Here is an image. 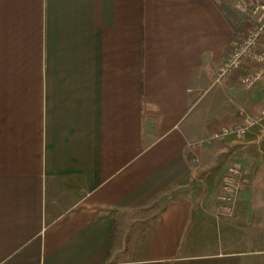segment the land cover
<instances>
[{
  "label": "crops",
  "instance_id": "obj_1",
  "mask_svg": "<svg viewBox=\"0 0 264 264\" xmlns=\"http://www.w3.org/2000/svg\"><path fill=\"white\" fill-rule=\"evenodd\" d=\"M235 1L0 0V264H264L263 130L230 215L186 161L264 107L247 67L218 79Z\"/></svg>",
  "mask_w": 264,
  "mask_h": 264
},
{
  "label": "rangeland",
  "instance_id": "obj_2",
  "mask_svg": "<svg viewBox=\"0 0 264 264\" xmlns=\"http://www.w3.org/2000/svg\"><path fill=\"white\" fill-rule=\"evenodd\" d=\"M237 1V0H236ZM235 1V2H236ZM233 4V3H232ZM237 6V3H234ZM243 18L248 22V17L243 16ZM259 114L248 116L244 122L240 124L233 125L231 127H244L246 132L244 135H237L235 133L226 134L222 136V131L225 128L214 130L211 135L203 141H199L196 143L191 150L190 154L186 155V161L189 166V169L192 171L194 176V180L196 182L201 183L203 185L208 186L209 190L217 191V198L221 200V194L223 189V183L225 181V177L230 167L236 166L238 167V163H235L239 160L237 158V154L235 153L240 146L244 145L245 140L247 139V134L251 128L255 126H259L264 132V120H258ZM230 126L226 127L229 128ZM262 132V133H263ZM217 134V137H215ZM264 140V133L261 134ZM256 154V153H255ZM257 155V154H256ZM246 158V157H243ZM256 159V158H255ZM262 159H264L262 157ZM240 167V166H239ZM238 167V168H239ZM226 170V173L223 174L222 171ZM240 170V168H239ZM219 174L223 175L222 181L220 179ZM243 172L240 170L239 176V188L236 190L235 196L233 197V202L230 205L227 215L232 213L233 204L237 201L241 192L243 191L244 183L242 180ZM211 188V189H210ZM149 202V201H146ZM145 202V203H146ZM142 203L135 211L131 212L130 222H129V232L132 241L134 237L138 236L139 227L145 228L148 232V227L151 225V221L154 218V213L156 212L155 202L151 203ZM157 205V204H156ZM221 213L225 214L222 209ZM127 226V228H128ZM146 232V233H147ZM127 236V234H126Z\"/></svg>",
  "mask_w": 264,
  "mask_h": 264
},
{
  "label": "built area",
  "instance_id": "obj_3",
  "mask_svg": "<svg viewBox=\"0 0 264 264\" xmlns=\"http://www.w3.org/2000/svg\"><path fill=\"white\" fill-rule=\"evenodd\" d=\"M237 10L242 16L248 17L245 32L233 43L226 58L218 69V79L223 80L244 67L249 73L240 77L241 84L250 86L254 82L264 80V0H237ZM258 120H264V107ZM244 127L225 128L221 133L244 135ZM217 137V134H215ZM240 170L236 166L229 168L221 194L222 211L226 214L239 188Z\"/></svg>",
  "mask_w": 264,
  "mask_h": 264
}]
</instances>
